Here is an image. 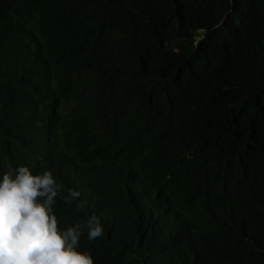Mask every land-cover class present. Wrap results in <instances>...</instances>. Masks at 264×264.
<instances>
[{
    "label": "trees",
    "instance_id": "obj_1",
    "mask_svg": "<svg viewBox=\"0 0 264 264\" xmlns=\"http://www.w3.org/2000/svg\"><path fill=\"white\" fill-rule=\"evenodd\" d=\"M43 79L76 94L101 141L181 163L211 206L216 229L187 233L126 171L112 198L53 161L104 228L96 264H264V0H0V153L36 143ZM112 247L129 260L103 258Z\"/></svg>",
    "mask_w": 264,
    "mask_h": 264
},
{
    "label": "rangeland",
    "instance_id": "obj_2",
    "mask_svg": "<svg viewBox=\"0 0 264 264\" xmlns=\"http://www.w3.org/2000/svg\"><path fill=\"white\" fill-rule=\"evenodd\" d=\"M28 29L40 42L38 48L47 56L38 15L34 17ZM40 83L46 86L48 91L31 101L32 104L41 106L40 116L33 114L32 117L29 116L28 122L31 136L36 139V143L25 145L22 149L13 146V153L9 150L0 153V180L4 173L14 170L17 166H27L34 175L41 174L44 170H49V165L55 161L71 171L77 169L78 174L83 177V182L91 179L96 181L98 187L105 189L113 198L117 192H123L126 188L127 178L121 175L126 171L134 182L143 187V190L138 189L136 195L143 198L152 196L154 203L158 202L162 210H168L172 217L187 224V233L191 230L193 233L202 234L216 229L210 216L211 206L205 199L193 193L183 176L184 168L181 163H171L166 167L163 164L152 165L150 160L143 158L132 159V155L128 154V150L125 152L124 147L103 142L92 133L91 124L83 121L82 114L76 109V94H68L58 89L54 81L43 79ZM62 183H57L61 186L60 196L67 195L68 190L72 189L66 182ZM60 196L56 198L53 210L61 230L87 218L89 214L84 208L78 211L75 201L68 205ZM154 205V214L157 215V205ZM187 237L191 236L187 234ZM98 241L99 246H96ZM102 246L108 247L97 239L89 241L86 232L79 241V250L89 251L94 264L102 254L97 252L100 251L98 247ZM103 258L109 261L116 258V261L129 260L125 253L113 247L104 249Z\"/></svg>",
    "mask_w": 264,
    "mask_h": 264
},
{
    "label": "clouds",
    "instance_id": "obj_3",
    "mask_svg": "<svg viewBox=\"0 0 264 264\" xmlns=\"http://www.w3.org/2000/svg\"><path fill=\"white\" fill-rule=\"evenodd\" d=\"M61 186L50 170L34 175L27 166H17L0 180V264H94L89 251L79 250L86 232L89 241L104 235L99 217L61 230L53 206ZM81 193L69 189L60 196L65 204L86 207Z\"/></svg>",
    "mask_w": 264,
    "mask_h": 264
}]
</instances>
